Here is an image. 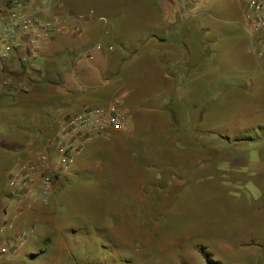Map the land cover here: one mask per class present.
<instances>
[{
	"label": "rangeland",
	"instance_id": "1",
	"mask_svg": "<svg viewBox=\"0 0 264 264\" xmlns=\"http://www.w3.org/2000/svg\"><path fill=\"white\" fill-rule=\"evenodd\" d=\"M104 1L118 15H141L142 2L170 12L160 41L118 44V58L147 52L130 65L128 81L139 88L129 101L133 110L164 95L142 91L157 71L150 59L159 52L176 77L172 90L165 86V109L139 112L138 119L123 101L128 125L87 133L86 140L63 132V122L80 111L63 109V100L56 132L38 131L49 124L46 116V123L36 121L40 126L25 135L35 157L10 177L23 165L44 164V153L45 162H54L70 143L84 142L83 150L69 169L53 171L48 193L37 185L19 193L8 186L0 196V247L10 250L0 264H209V258L264 264V73L247 32L212 10L210 0ZM140 31L135 28L130 41L138 42ZM253 76L260 95L249 83ZM25 103L33 111L49 105ZM20 109L0 108V135L17 123L8 117ZM246 141L252 160H259L242 168Z\"/></svg>",
	"mask_w": 264,
	"mask_h": 264
},
{
	"label": "crops",
	"instance_id": "2",
	"mask_svg": "<svg viewBox=\"0 0 264 264\" xmlns=\"http://www.w3.org/2000/svg\"><path fill=\"white\" fill-rule=\"evenodd\" d=\"M90 1L65 0L63 6L59 5L51 11L50 15H42L45 19L52 18L60 21L65 28L52 29L50 35L38 46L13 49L9 55L1 57L4 49L0 45V108L22 106V110L14 111L8 117L9 121L11 119V122L17 123L14 125L11 123L8 129L10 131L5 133L6 136L0 135V196L9 190L8 179L12 169L20 167L27 160L35 157L31 150L33 147L29 145L32 137L26 139L25 135L39 124L36 121L40 122V125L46 123L44 116L50 119L49 124L46 123L38 131H41L40 129H48V132L55 131L53 120L62 107L59 104L66 102L63 109L75 112L97 103L108 104L114 97L120 96L125 102V109L138 119L142 112L165 109V86L167 92L172 90L171 85H174L172 78L176 80V77L167 72V64L159 58V52L155 50L157 52L150 59L157 71L149 80L148 87L142 91L151 92L161 89L164 95L158 101L153 100L155 98L146 97L149 101L156 103L148 105V108L133 110L129 101L134 95L133 92L138 91L139 88L128 81L132 73L129 70L133 67L130 65L145 57L147 52L143 54L145 48L138 49L136 52L131 50L120 59L118 44H138L148 37H152V42L160 41L158 37L168 28L164 26L170 12L168 14L165 8L160 6L158 9L152 8L148 3L142 2L137 5L141 15H118L104 0ZM196 1L197 4H201L203 0ZM210 1L207 5L212 4V10L226 13L225 15L231 16L233 20L242 14L247 5V0H217L219 1L217 4L214 3L216 0ZM168 2L173 3V0ZM90 10H94V14L87 12ZM80 11L88 13L83 20L75 19L78 16L75 14ZM75 27L79 30L73 31ZM135 28H139L142 32H138L135 36L139 38L138 42L129 39L133 36L131 34L134 33ZM85 43L87 46H84ZM87 52L92 53L95 58L90 60ZM96 76L99 81H94ZM249 80V83L257 85L255 93L260 95L258 89L261 86L256 77H250ZM252 93L254 97L255 93ZM22 100L43 102V106L49 105L42 111H33L32 106L28 107L30 104L27 106L26 101L23 103ZM61 100L64 102L60 103ZM244 106L246 107V104ZM27 117L33 120L32 124H28ZM19 133L24 134V138L18 137ZM50 142L52 144V141L48 140L49 144ZM46 146L49 148L48 145ZM240 146L249 148L248 160L239 163L242 168L258 162L259 159L252 160L250 144L247 141ZM227 160L230 161V159Z\"/></svg>",
	"mask_w": 264,
	"mask_h": 264
},
{
	"label": "built area",
	"instance_id": "3",
	"mask_svg": "<svg viewBox=\"0 0 264 264\" xmlns=\"http://www.w3.org/2000/svg\"><path fill=\"white\" fill-rule=\"evenodd\" d=\"M59 5L61 0L51 2L48 0H0V45L4 49L1 57H6L13 49L38 46L50 35L52 29L65 28L60 21L52 18L45 19L42 16L50 15L51 11ZM89 14H94V10H90ZM84 18L85 14L75 17L77 20ZM233 22L242 26L247 32L251 51L257 57L260 69L264 73V2L247 0L245 10ZM75 30L78 31L79 28H73V31ZM86 54L90 60L95 58L92 53ZM122 105L123 98L116 96L108 104L87 106L64 121L62 130L63 132L71 131L76 137H83L85 140L88 139L87 133H104L109 129L122 130L128 125ZM83 144L84 142L70 143L69 146L61 147L60 154L54 162H45L48 158L44 153L40 154L44 164L23 165L18 173L9 178L8 186L11 191L30 192L37 185L43 189V192L48 193L53 171L59 168L67 170L73 166L76 155L83 150L81 146ZM9 252L8 247H0V259Z\"/></svg>",
	"mask_w": 264,
	"mask_h": 264
},
{
	"label": "trees",
	"instance_id": "4",
	"mask_svg": "<svg viewBox=\"0 0 264 264\" xmlns=\"http://www.w3.org/2000/svg\"><path fill=\"white\" fill-rule=\"evenodd\" d=\"M138 49H134V52H136ZM209 264H221L220 261L214 259V258H209L208 259Z\"/></svg>",
	"mask_w": 264,
	"mask_h": 264
}]
</instances>
